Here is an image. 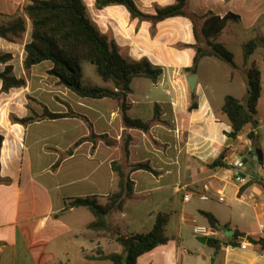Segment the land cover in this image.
<instances>
[{
  "label": "crops",
  "instance_id": "crops-1",
  "mask_svg": "<svg viewBox=\"0 0 264 264\" xmlns=\"http://www.w3.org/2000/svg\"><path fill=\"white\" fill-rule=\"evenodd\" d=\"M85 1L93 8L91 18L100 32L114 40L124 58L147 59L162 69L161 77L153 83L164 87L162 95L152 99L145 94L132 100L131 90L127 116L150 123V128L147 132L126 129L115 100L78 97L47 74L49 62L24 69L29 27L18 42L0 39V56H10L6 63L0 62V72L10 66L13 76L25 81L23 88L11 89L7 94L1 92L0 81V116L9 114L22 119L42 114L44 107L54 114H76L38 120L27 126L12 122L8 141L3 137L0 264H111L94 257L99 253L120 254L122 249L116 239L149 233L159 214L168 217L169 241L140 256L136 264H264V252L244 241L243 247L222 243L215 252L206 242H197L199 237L192 232L194 226H208L201 215L205 212L221 226H228L215 232L213 238L224 242L239 231L264 239V48H258L248 63L244 62L242 49L244 44L264 37V0H188L189 10L198 17H236L227 21L217 42L230 52L233 48L241 52L234 65L205 57L193 75L185 72L195 55L189 20L167 19L156 24L152 34L150 23L132 19L122 6L96 10L95 0ZM25 2L0 0V24L6 17L21 14ZM134 2L142 13L153 15L155 7L170 6L175 0ZM204 61H210L206 65H211L214 72L218 67L227 71L229 81L237 85L235 93L205 91L197 73ZM251 63L261 77L255 117L258 123L248 124L236 138H231L229 123L217 112L226 96L245 101L249 89L246 71ZM189 76L195 77L193 91L187 84ZM92 86L107 84L101 80ZM193 101L197 108L189 111ZM50 104H60L62 108L50 109ZM125 133L131 137L127 159L122 149ZM91 134L96 138L83 141L71 156H64ZM253 147L261 150V161L250 159ZM221 156L222 166H213ZM226 158H236L244 164L240 181L226 165ZM113 162L123 163L126 172L127 163H146L154 173H130L132 198L121 212L107 217L109 233H96L88 228L93 215L83 207L65 210V202L93 196L104 202L117 186ZM185 194L189 195L187 202L183 201Z\"/></svg>",
  "mask_w": 264,
  "mask_h": 264
},
{
  "label": "trees",
  "instance_id": "trees-1",
  "mask_svg": "<svg viewBox=\"0 0 264 264\" xmlns=\"http://www.w3.org/2000/svg\"><path fill=\"white\" fill-rule=\"evenodd\" d=\"M111 6H122L126 9L132 19L140 22H149L154 28L156 24L167 19L182 17L192 25L195 44L191 46L195 55L192 66L185 69L189 74H195L199 62L205 57H215L227 64L234 65L233 54L226 47L217 42L221 32L225 29L227 21L236 19L233 16L219 18L208 14L198 17L188 7V0H175L174 4L165 7H155V13L148 15L142 13L136 6L134 0H95L93 7L103 10ZM30 29L29 42L24 47L25 57L23 67L30 70L33 66L49 62L51 68L47 74L57 79L58 84L67 88L78 97L83 99L110 98L117 102L122 114L123 124L126 129H137L147 132L150 123L133 120L127 116L130 105L127 104V96L131 93V82L142 78L156 83L162 75V69L152 65L147 59L138 61L124 58L114 40L100 32L97 25L90 16L89 7L85 0H26L22 7V13L12 17H6L0 24V39L15 43L23 39L27 28ZM264 48V37L250 41L243 45L244 62L248 63L250 57L258 48ZM9 55L0 56V62L6 63ZM87 62L95 66L97 75L107 86H88L82 81V63ZM249 78L248 95L244 102L232 96L224 98L223 105L217 114L224 116L229 123L232 132L228 134L236 138L237 134L248 124L257 125V105L261 94V77L254 63L246 71ZM1 92L7 94L11 89L23 88L25 81L18 79L12 74V68L7 66L0 72ZM109 85V86H108ZM194 99V97H193ZM197 108L195 101L189 106V111ZM76 116L69 112L67 114H54L45 107L40 115L31 114L19 119L12 117L15 124L27 126L38 120H56L64 117ZM87 122V120L84 118ZM253 140L252 134L248 135ZM96 136L91 134L82 139L66 151L64 156H71L78 145L85 140H93ZM104 138V137H101ZM123 155L128 158V147L131 137L123 135ZM3 136L0 135V154ZM109 146L112 142H108ZM223 157L213 163V166H222L220 161ZM112 171L117 177L116 190L102 202L98 197H86L69 199L65 202V210L72 208H86L93 215V222L88 228L96 233H109L107 217L113 213L121 212L127 200L133 195V182L130 173L143 170L154 173L146 163L129 164L124 170V164L113 162ZM1 170V162H0ZM264 189V183L261 184ZM207 220L208 226L215 232L228 229L227 225L221 226L217 219L211 214L201 212ZM168 217L159 214L154 226L149 233L131 234L119 236L116 242L121 247L120 254L99 253L94 259L107 260L111 264H136L137 259L154 250L156 247L166 244L169 238L166 235ZM248 243L264 252V239L245 236L239 231H234L233 236L222 242L216 238H207L206 244L215 252L221 244L232 247H240Z\"/></svg>",
  "mask_w": 264,
  "mask_h": 264
},
{
  "label": "rangeland",
  "instance_id": "rangeland-1",
  "mask_svg": "<svg viewBox=\"0 0 264 264\" xmlns=\"http://www.w3.org/2000/svg\"><path fill=\"white\" fill-rule=\"evenodd\" d=\"M89 11H90V16L91 12L93 11L92 6H88ZM149 23V22H147ZM156 26V25H155ZM154 29L152 27V34L154 33ZM233 53L234 57V62L238 63L240 60V55L241 52L239 48H233L231 50ZM206 63H203L204 65H201L200 70L197 71L199 81L202 84V87L205 88V91L208 93V90H216L218 93L221 94H232L235 93V90L237 89L236 83H231L229 81V76L226 70L218 67V69L214 72L213 67L211 65H206L210 61H204ZM214 73V75H213ZM82 81L84 85L92 86V85H97L99 82H101V78L97 75L96 73V68L95 66L91 65L90 63L84 62L82 63ZM164 87H158L154 86L153 83L150 80L147 79H142V78H137L134 79L131 82V90L133 91V99H136L137 96H144L150 95L152 99H155L156 97H160L161 90ZM3 103L0 100V106ZM50 109H59L62 108V105L60 104H50L49 105ZM12 116L7 114V115H2L0 116V135L3 136L6 141H8V134L11 133V128L10 125L12 123L11 120ZM8 148V146L6 147ZM10 152V151H9ZM0 160H1V154H0Z\"/></svg>",
  "mask_w": 264,
  "mask_h": 264
},
{
  "label": "built area",
  "instance_id": "built-area-1",
  "mask_svg": "<svg viewBox=\"0 0 264 264\" xmlns=\"http://www.w3.org/2000/svg\"><path fill=\"white\" fill-rule=\"evenodd\" d=\"M225 162H226V165L230 169L234 170L235 179L237 181H240L241 176L239 173H240V170H242L244 167V164L242 163V161L239 159H236V158H226ZM188 199H189V195L185 194L183 196V201L187 202ZM201 199L206 200L205 197H202ZM220 201H221V199H220ZM192 232L195 236L205 237L206 239L207 238H213L215 236V230L209 226H207V227H205V226H194ZM242 247H243V245H242Z\"/></svg>",
  "mask_w": 264,
  "mask_h": 264
},
{
  "label": "water",
  "instance_id": "water-1",
  "mask_svg": "<svg viewBox=\"0 0 264 264\" xmlns=\"http://www.w3.org/2000/svg\"><path fill=\"white\" fill-rule=\"evenodd\" d=\"M187 84L188 87L191 91L194 90V86H195V77L194 76H189L187 78ZM250 159L254 160V161H261L262 160V153L261 150L257 147H253L251 149V157ZM248 159L244 161V163H247ZM206 238L205 237H199L197 239V242L201 243V244H205L206 242Z\"/></svg>",
  "mask_w": 264,
  "mask_h": 264
}]
</instances>
